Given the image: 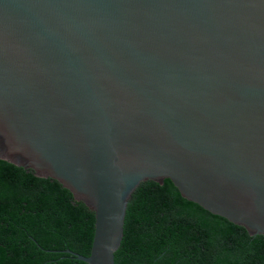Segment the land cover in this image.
Here are the masks:
<instances>
[{
  "label": "water",
  "instance_id": "water-1",
  "mask_svg": "<svg viewBox=\"0 0 264 264\" xmlns=\"http://www.w3.org/2000/svg\"><path fill=\"white\" fill-rule=\"evenodd\" d=\"M0 159L93 213L86 264L145 181L264 235V0H0Z\"/></svg>",
  "mask_w": 264,
  "mask_h": 264
},
{
  "label": "trees",
  "instance_id": "trees-1",
  "mask_svg": "<svg viewBox=\"0 0 264 264\" xmlns=\"http://www.w3.org/2000/svg\"><path fill=\"white\" fill-rule=\"evenodd\" d=\"M94 215L49 177L0 159V264H86ZM115 264H264V235L213 215L169 179L141 183Z\"/></svg>",
  "mask_w": 264,
  "mask_h": 264
}]
</instances>
